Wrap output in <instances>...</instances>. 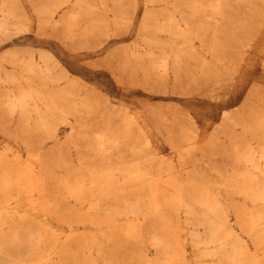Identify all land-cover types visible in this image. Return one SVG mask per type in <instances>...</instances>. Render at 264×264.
<instances>
[{"label": "rangeland", "instance_id": "rangeland-1", "mask_svg": "<svg viewBox=\"0 0 264 264\" xmlns=\"http://www.w3.org/2000/svg\"><path fill=\"white\" fill-rule=\"evenodd\" d=\"M89 1L87 5L81 0L58 5L59 0H0V7L7 11L11 23L8 29L0 31V147H11L20 161H33L45 189L42 199L30 201L21 191L12 201L13 208L24 213L23 218H12L21 243L10 252V258L0 255V264L40 261L42 264H160L174 248L183 254V259L175 264L204 263L200 245L195 241L197 234L207 237L203 222L192 219L175 200L161 199L174 195V188H180L185 196H190L192 190L208 188L211 193L223 196L221 201L229 205L228 223L236 227V211L253 209L251 202L243 200V194L234 191L240 187V177L235 175L239 169L229 164L234 161L233 136L242 135L254 142L244 134L243 124L249 129L251 123V136L262 130L256 126L255 116L264 113V48L255 54L254 47L257 43L264 47V0H219V11L211 8L217 0ZM187 15L189 26L184 22ZM143 16L146 19L142 26ZM170 19L190 33L186 37H173L160 30L157 25ZM95 22L100 28L91 32L90 25ZM87 36L90 38L85 39ZM150 39H174L182 47L184 65L178 78L170 69L163 72L152 67L149 41L146 42ZM213 44L221 55L219 59L208 52ZM42 51H48L54 58L52 69L49 74L36 72L34 84L61 91L71 81L76 82L72 96L61 99L54 108L53 124L47 121L44 125L36 117L32 104L28 119L22 118L18 111L11 112L6 105L8 94L16 90L15 83L6 79L7 75L14 71L19 79H24L25 72L18 70L29 62L41 63ZM242 55L256 56L245 87L236 98L239 105L249 93V103L241 111L242 123L223 122L222 105L203 113L201 110L209 103L206 95L219 91L218 84L228 79L220 70L239 66ZM158 56L155 50L154 59ZM203 62L213 69L202 70ZM48 76L55 78L41 79ZM185 90L188 93H183ZM83 100L89 105H83ZM121 100L130 105V113L137 107L141 116L149 120L140 124L145 129L149 124L157 156L176 162L175 168L169 174L164 173L160 180L175 178L178 182L157 185L162 208L153 213L148 209L152 204L143 201L146 216L139 221L133 216L112 215L124 201L133 202L136 192L130 188H136L139 183L117 184L113 191L101 197L81 193L74 200L65 193L66 186L77 182L81 173L84 183H88V167L101 161L120 164L138 157L130 149L135 140L142 146L139 155H144L143 138L135 135L139 130L137 125L132 127L131 136L125 139L120 136L123 142L118 149L115 145L110 147L108 142L105 151L98 149L96 132L104 128L115 134L127 122L123 120ZM189 107L200 113L196 118L200 126L198 134L194 133L186 113ZM11 155L0 153L5 157L3 162L12 161L7 159ZM80 162H83L81 170ZM188 177L195 181L188 183ZM142 186L138 194L146 196L147 185ZM96 201L99 209L91 210ZM190 204L201 210L197 202ZM87 219L98 223L87 224ZM107 219L112 222H103ZM239 219L246 221L245 217ZM129 221L134 222V228L129 231H136L138 237L127 234ZM29 231L40 232L47 239L36 243L29 237ZM153 237H164L166 242L155 244ZM245 238L252 248L253 240ZM49 250L58 255H48Z\"/></svg>", "mask_w": 264, "mask_h": 264}, {"label": "bare ground", "instance_id": "bare-ground-1", "mask_svg": "<svg viewBox=\"0 0 264 264\" xmlns=\"http://www.w3.org/2000/svg\"><path fill=\"white\" fill-rule=\"evenodd\" d=\"M69 1L70 0H59L58 5L65 4ZM81 2L87 5L90 1L81 0ZM218 2L219 0L211 4V8L215 11H219ZM0 14V31H4L8 29L11 23L8 13L4 8L0 7ZM188 15L187 18L184 19L187 26L190 25ZM145 19L146 16H143L142 26L145 24ZM15 26L17 27V25ZM157 26L160 30H166L168 33L173 34V37H186V34L190 33L189 29L181 30L180 25L173 22L171 19L170 21H163L160 26ZM90 28L91 32L95 28L99 29V23H92ZM89 38V36L85 37V39ZM148 41V57L151 59L152 67H156L163 72H167L170 69L173 71L174 76L178 78L184 65L182 63L184 61L182 47L178 45L174 39L168 41L150 39L146 42ZM210 47L211 49L208 50V52L215 55L216 59H219L221 55L215 51V45H210ZM254 48L256 54L262 51L264 47L261 43H257ZM155 50L159 52L158 59L156 60L154 59ZM135 55L137 59H140L141 55L139 53ZM39 57L41 63L35 64L29 62L24 69L18 70V72H25L24 79H19L14 71L7 75L8 78L6 79L15 83L16 90H12L8 94L6 105L11 112L18 111L22 118L25 117L28 119L30 117L29 105L32 104L36 117L42 121L43 125L46 124L47 121L53 124L55 119L54 108L58 106L61 99H67L72 96L76 82L71 81L69 87L61 91L47 88L44 84H34L35 81L33 78L37 76L36 72H42V75L49 74L52 69L51 62L54 59L48 51H42ZM241 57L242 60L239 66L234 68L224 67L220 70L225 73V76H228V79L224 83L220 82L218 84L219 91L216 90L217 92H210L206 95L209 98L206 102L209 103L207 107L203 108L204 110H201L203 113L204 111L211 112L215 106L222 105L223 110L221 117L223 122L232 121L242 123L241 119L243 116L241 111L242 108L249 103L247 102L250 100L248 96L249 93L246 94L247 98L245 97L246 99L239 105H237L236 98L245 87L248 74L251 71V63L256 56L249 55V57H247L242 55ZM170 58L172 59V64H169ZM201 68L202 70L205 69V71H211L213 69L212 66L206 62L202 63ZM53 78L55 77H41L42 80ZM63 78H66V76H63ZM183 93H188V90L183 91ZM81 103L85 106L87 104L89 105L85 100L81 101ZM120 106L124 114L123 120H127V122L121 125L123 130H117L115 134H113L111 132L108 133L106 129L102 128L100 131L96 132L98 149L100 152L105 151L106 142H108L109 146L112 145V147H114L115 145L118 149L123 142L120 136L122 139L131 136L133 132L132 127L137 125L139 130L135 135L139 138H143L144 155H139L142 153V146L139 145V140H135V144L133 145L132 143L130 149L136 152L138 157L135 156L130 161H122L120 164H109L101 161L98 165H93L92 168L88 167V183H84L85 180L82 178L84 176L83 173H81L80 176L82 177L79 178L77 182L66 186L65 193L74 200H77L81 193H87L90 197H101L113 191L114 186L120 183L129 186H134V184L139 183L140 187L145 183L148 191L146 196L138 194L139 186L130 188V190L136 192L132 199L133 202L124 201V203L112 213L113 216H133L134 219L139 221L146 216V211L143 210V201L152 204L148 209L153 213L159 212V209L162 208L158 202L160 198L158 196L159 190L157 189V185L161 182L175 185L178 182L175 178H169L164 181L160 180L164 173L169 174L175 168L176 162L172 158L165 159L157 156V149L152 146L153 135L150 134L151 130L149 124L147 129L140 124L141 121L149 123V120L141 116L138 108L135 107L134 113H130V105L124 100L120 101ZM231 106L232 108H230ZM249 111H251V107H249ZM186 113L191 119L190 122L194 129V133L198 134L200 126L197 125L196 118L200 116V113L190 107L186 108ZM255 121V124H257L256 126L261 127L262 130L256 131L253 136H251V123L248 125L249 129L245 128L243 124L244 134H247L249 140L254 139V142L247 141L242 135L230 136V138L232 137L231 140L233 139L236 141V144L234 145V161L229 165L239 169L235 172V175L240 177L238 181L240 187L234 189V191L243 194V200L251 202V207L253 208L249 211H236L235 216L238 220L237 227L228 223L229 205L224 200L221 201L223 196L217 193H211V190L208 188L202 187L192 190L190 196L183 195L180 188H174V195L161 199L164 201L175 200L178 203V207L182 208L188 215H191L192 219L203 222L205 225L207 237L201 238V236L197 234L195 240L200 245V252L204 258V263L201 264H264V113L256 115ZM225 128L227 129V126H225ZM0 153L12 154L7 158L12 161L8 162H3L2 160H4L5 157L0 156V191L2 193V197H0V242L2 243L0 255L10 258L12 256L10 252H12L16 245L21 243V236L18 233V229H14L12 218L24 217V213L13 208L11 204L12 201L17 199L18 193L21 191L29 196L30 201L42 199L45 189L41 187L43 182L42 180L40 181L38 172L35 170L36 165L33 161H20V156L14 153L11 147L7 145L0 147ZM79 167L80 170L83 168V162H80ZM145 177L149 179L144 181ZM186 181L189 183L195 180L192 177H188ZM33 196L36 197L33 198ZM190 202H197L198 204L196 205L199 207L198 209L201 210H196L194 205L190 204ZM98 209L99 202L93 206L91 205V210L97 211ZM240 217H245L246 221H240ZM103 222L111 223L112 221L107 219ZM85 223L95 225L98 221L87 219ZM127 223L129 225V227H127V234L133 238L138 237L136 231L133 230L132 233L129 231L134 228V222L129 221ZM27 233L30 238L36 240V243L47 239V237L40 232L32 233L29 231ZM246 236L253 240L254 246L252 248L246 243ZM91 238L95 239L94 237ZM162 238L153 237L154 243H161L164 241V237ZM47 254L58 255V252L49 250ZM182 259L183 254H181L177 248H174L160 264H175V262ZM32 264L42 263L40 261Z\"/></svg>", "mask_w": 264, "mask_h": 264}]
</instances>
